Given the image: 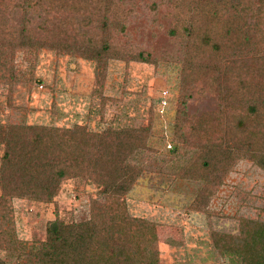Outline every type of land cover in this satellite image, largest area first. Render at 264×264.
I'll return each mask as SVG.
<instances>
[{"label": "trees", "instance_id": "obj_1", "mask_svg": "<svg viewBox=\"0 0 264 264\" xmlns=\"http://www.w3.org/2000/svg\"><path fill=\"white\" fill-rule=\"evenodd\" d=\"M170 1L168 33L181 35L186 42L173 59L179 64L180 108L169 152L197 144L198 153L185 167L207 189L219 186L238 159L247 158L264 172V0ZM127 4L126 0H0V72L14 79L8 52L15 49L80 54L94 59L99 68L110 57L155 63L150 52L120 47L111 39L125 26ZM150 7L154 9L155 3ZM232 30L242 33H236L238 44L231 49L221 44V38ZM193 92L214 95L216 107L187 114L185 104ZM1 127L0 249L15 253L21 264L157 263L155 224L130 216L125 199L142 170L127 163L126 156L151 146L149 123L100 132L81 125ZM69 177L92 182L102 200L90 198L83 219L55 216L43 240L19 239L11 199L51 201L61 181ZM206 196L200 194L205 200ZM198 203L200 208L202 200ZM4 204L7 208L1 207ZM238 225L237 234L214 232L215 247L237 255L241 264H264V220L240 217ZM0 264L9 263L0 256Z\"/></svg>", "mask_w": 264, "mask_h": 264}, {"label": "rangeland", "instance_id": "obj_2", "mask_svg": "<svg viewBox=\"0 0 264 264\" xmlns=\"http://www.w3.org/2000/svg\"><path fill=\"white\" fill-rule=\"evenodd\" d=\"M126 1L130 14L124 28L111 39L120 47L150 52L156 62L110 57L103 69L80 54L47 48L10 50L14 79L0 72V129L6 124L81 125L87 131L100 132L149 123L151 146L126 156L127 163L142 170L125 199L130 216L155 224L156 264H241L237 255L216 248L212 235L218 231L237 234L240 217L264 220V172L251 160L238 159L219 186L207 189L185 167L198 153L197 144L169 152L180 108L179 64L173 59L182 53L186 40L168 33L170 0ZM261 14L264 30V7ZM232 31L221 38V44L230 48L238 44L236 33H242ZM217 103L210 93L193 92L185 110L200 114ZM2 151L0 143V156ZM97 191L92 182L69 177L61 181L51 201L13 197L16 236L28 243L38 242L55 216L66 220L87 217L89 199L102 200ZM200 194L209 197L205 200ZM200 199L204 208H199ZM0 256L9 264H21L15 253L0 249Z\"/></svg>", "mask_w": 264, "mask_h": 264}]
</instances>
